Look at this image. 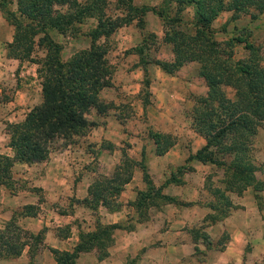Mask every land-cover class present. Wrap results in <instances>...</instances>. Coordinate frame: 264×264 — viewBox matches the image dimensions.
<instances>
[{
	"label": "rangeland",
	"instance_id": "rangeland-1",
	"mask_svg": "<svg viewBox=\"0 0 264 264\" xmlns=\"http://www.w3.org/2000/svg\"><path fill=\"white\" fill-rule=\"evenodd\" d=\"M166 1L133 0V3L162 11ZM7 8L14 9V0ZM104 11L113 17L124 15L117 0H106ZM4 16L0 11V19L12 33L13 28ZM136 16L126 14L109 35L106 56L111 75L109 85L101 90L100 96L111 101L112 107L104 115L91 111L87 118L92 124L83 135L73 136L72 142L66 145L61 141L53 142L44 161L17 162L8 146L10 124L21 121L40 101V85L35 64L7 60L13 64L6 66L0 76V205L2 209L5 206L11 209V217L6 220L7 225L0 228V258L16 257L22 252L27 258L26 264H49L55 257L51 249L71 252L87 238L88 227L94 226V233L99 234L109 223L99 221V205L91 209L81 203L85 187L95 178L109 175L117 164L130 163V158L144 164V172L138 165L131 169V178L134 176L141 188L132 187L130 194L125 191L120 195V191L115 198L113 194L110 196L114 204L126 205L124 227L133 228L135 220L147 223L179 217L180 211L175 208L208 207L216 198L211 191L215 187L223 189L221 180L225 166L200 163L192 158L198 148L192 151L191 145H195L198 135L189 127L188 110L193 96L205 92L203 80L197 73L198 64L188 62L173 73L163 71L156 61L167 62L172 55L170 45L162 41V20L149 10L139 18ZM257 17L250 20L247 15H240L232 20L230 12H222L212 22V27L217 31V39L245 31L249 32L250 39L260 42L264 41V10ZM91 24L93 20L88 18L73 33L53 35L62 46L64 59L88 46L85 32ZM0 32L5 34L7 29L0 26ZM149 129L175 136L174 148H169L173 149L170 150L172 163L167 162L171 156L154 154L153 143L147 137ZM227 161L225 158V165ZM163 194L171 199L166 201L161 197ZM128 205L131 207L127 208ZM67 214L72 218L67 220ZM196 216L195 212H188V217L195 219ZM208 219V215H203L200 223L188 224L193 237L200 236L202 222ZM114 232L115 229H111L106 233L111 242ZM54 236L59 239H52ZM63 236L69 239L61 242ZM75 237L77 239L72 240ZM95 244L77 256L84 255L83 261L89 263L92 253L97 258L106 251L107 247ZM16 248L20 249L17 254L14 253ZM126 259L127 264H133V258L127 256Z\"/></svg>",
	"mask_w": 264,
	"mask_h": 264
},
{
	"label": "trees",
	"instance_id": "trees-1",
	"mask_svg": "<svg viewBox=\"0 0 264 264\" xmlns=\"http://www.w3.org/2000/svg\"><path fill=\"white\" fill-rule=\"evenodd\" d=\"M117 2L124 15L113 17L104 11L106 0H14L13 10L7 8L12 0H0V11L13 28L5 55L35 64L40 85V101L21 121L10 124L8 146L13 157L17 162L44 161L53 142L64 145L72 142L73 136L83 135L92 124L87 118L91 111L96 115L108 112L112 102L104 100L100 92L109 85L111 75L106 56L109 35L126 14L134 13L139 18L149 10L162 20V41L170 45L172 55L167 62L156 61L157 65L173 73L184 63L198 64L205 92L193 96L188 118L190 129L203 143L192 158L225 166L223 189L215 187L211 191L216 198L209 206L226 215L231 202L225 192L240 194L247 186L254 190L262 187L254 177L257 167L251 149L257 128L264 122V41L250 39L245 31L217 39L212 22L222 12H230L232 20L240 15L257 19L264 10V0H167L162 11L135 5L133 0ZM88 18L93 20L85 32L88 46L64 59L62 46L53 35L73 33ZM146 132L155 155L164 154L175 143L172 133ZM130 161L117 164L109 175L95 178L81 203L91 209L96 205L109 211L118 209L120 204H114L113 198L131 179V169L136 165L145 169L143 163ZM146 181L150 183L148 178ZM138 194L145 197L142 191ZM161 197L171 199L165 194ZM119 227L112 223L102 227L99 234L87 232V238L71 252L51 249L55 264H75L77 254L91 249L94 243L107 247L111 238L106 233ZM19 252L16 248L14 253ZM105 254L102 251L97 259Z\"/></svg>",
	"mask_w": 264,
	"mask_h": 264
},
{
	"label": "crops",
	"instance_id": "crops-1",
	"mask_svg": "<svg viewBox=\"0 0 264 264\" xmlns=\"http://www.w3.org/2000/svg\"><path fill=\"white\" fill-rule=\"evenodd\" d=\"M3 19L0 26L7 29V33L0 32V76L6 71L7 60L5 55L6 43L11 40L12 33ZM13 61L11 62V65ZM10 65V66H11ZM195 136V135H194ZM203 143L201 137L195 138L192 151ZM174 148V146H173ZM168 149L162 156H171ZM173 152V151H172ZM167 162H173L172 156ZM251 158L258 167L255 178L261 182L262 187L254 190L251 186L245 187L240 194L225 192L231 202L227 214L221 216L218 210L210 206H191L175 208L180 216L173 219L151 220L140 222L135 220L134 227H124L122 221L126 218L125 206L109 211L101 207L99 221L119 224L114 228V239L107 248L106 254L100 259L91 255V262L85 263L78 255L75 264H127L126 257L133 258V264H264V122L257 128L253 139ZM151 166V165H149ZM134 176L124 185L120 195L125 191L130 194L132 187L141 188ZM86 188L85 192L86 194ZM51 189V187L49 188ZM53 189V187H52ZM82 196V195H81ZM83 198V197H82ZM87 207V206H86ZM131 207V206H127ZM128 210V209H127ZM197 214L195 219L188 217V212ZM154 212V211H151ZM149 211V213H151ZM11 209L0 205V228L7 224L11 217ZM203 215L210 216L201 228L200 236L193 237L187 227L191 222H199ZM71 219V214L66 215ZM161 223V225H159ZM200 223V222H199ZM198 223V224H199ZM72 227V226H71ZM89 231L95 227H88ZM52 239H59L54 236ZM68 240L65 236L60 241ZM75 239L72 240H76ZM26 256L21 252L16 257L0 258V264H26ZM49 264H55L54 259Z\"/></svg>",
	"mask_w": 264,
	"mask_h": 264
}]
</instances>
